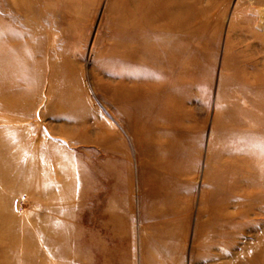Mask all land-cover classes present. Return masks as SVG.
<instances>
[{
    "label": "rangeland",
    "instance_id": "obj_1",
    "mask_svg": "<svg viewBox=\"0 0 264 264\" xmlns=\"http://www.w3.org/2000/svg\"><path fill=\"white\" fill-rule=\"evenodd\" d=\"M248 2L0 0V264H47L51 222L65 264L264 252V53L249 39L264 7Z\"/></svg>",
    "mask_w": 264,
    "mask_h": 264
},
{
    "label": "bare ground",
    "instance_id": "obj_2",
    "mask_svg": "<svg viewBox=\"0 0 264 264\" xmlns=\"http://www.w3.org/2000/svg\"><path fill=\"white\" fill-rule=\"evenodd\" d=\"M248 1H249L248 3H250L249 5H251V7L252 6H254V7H264V0H248ZM246 7L248 8V6H246ZM254 9H257V8H254ZM244 10H246V8ZM252 13L255 16V19L252 20L251 25L253 23L254 24L253 26L255 28L258 27V28H261V29L263 28L264 29V13L261 14V11L260 10H259V12L256 11V10H252ZM244 14L247 15V12L245 11ZM257 19L259 20L258 22L256 21ZM235 22H236V19H235ZM243 36H244V34L243 35L242 34L240 35V40H241V43L242 44H244V43H246L248 41V37H243ZM249 39L250 40H257L258 43L256 45H259L260 46L261 53H264V32L263 33H254V34H250L249 33ZM5 42H7V41H5ZM1 45H3V43ZM8 54L10 55V51H9ZM7 59L8 58H6L4 55H0V67L1 68L3 67V70L0 71V88L3 85V83H6L7 82V77L9 76L8 70L7 69H4V67H6ZM5 71H7V72L5 73ZM259 88H262L263 89L264 88V83L261 84ZM248 163H250V162H248ZM253 182H254L255 185H262L264 183V178L263 177L256 178V179L254 178L253 179ZM260 198H263V197H260ZM262 202H264V200ZM41 226L42 227L44 226V227L42 228ZM40 227L43 230L40 229L39 231H37V245L39 247H45L48 250V253H49V254H46V256L43 258V260H46L48 262L47 264H53L52 261H55L57 263H60L61 262V264H65L66 262H68L69 259H67V257L65 256V254H63V253L61 254L59 252L58 248L60 247V245H58L56 243L57 240L56 239H53V238H49L47 236V234L48 235H51V236L52 235H56V236L57 235H60V236L65 237L66 240L69 241V236L66 235V230H63L62 227H59L57 224H53L52 222L49 223V224H47V225H40ZM60 229H61V231H60ZM60 238H62V237H60ZM259 240L261 241V242L260 241L259 242L262 243L263 246H264V241H262L261 239H259ZM38 256H39V254H38ZM21 259H23L27 264H33L34 263V259H35V255L31 256V255L23 254V256H22ZM71 262L73 264V261H71ZM71 262L68 263V264H71ZM244 264H264V252H257V253H255L253 255L252 259L249 260V261H247V262H245Z\"/></svg>",
    "mask_w": 264,
    "mask_h": 264
}]
</instances>
